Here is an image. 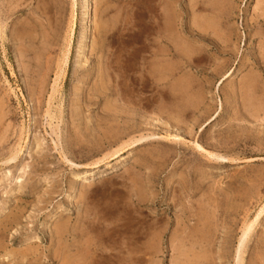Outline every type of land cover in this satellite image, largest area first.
I'll list each match as a JSON object with an SVG mask.
<instances>
[{
    "label": "rangeland",
    "instance_id": "374dc122",
    "mask_svg": "<svg viewBox=\"0 0 264 264\" xmlns=\"http://www.w3.org/2000/svg\"><path fill=\"white\" fill-rule=\"evenodd\" d=\"M83 2L0 0V264H264V0Z\"/></svg>",
    "mask_w": 264,
    "mask_h": 264
},
{
    "label": "bare ground",
    "instance_id": "6f19581e",
    "mask_svg": "<svg viewBox=\"0 0 264 264\" xmlns=\"http://www.w3.org/2000/svg\"><path fill=\"white\" fill-rule=\"evenodd\" d=\"M87 9H88V0H84V2H83V4H82V8H81V16H82L83 19H86V18L89 17L88 14H87ZM216 9H217V8H216ZM165 12H166V10H165ZM164 15H165V14H164ZM214 16H215V15H214ZM205 17H206V16H205ZM211 17H212V16H211ZM207 18L210 19V17H206V19H207ZM196 19H198V18H196ZM203 19H204V18H203ZM215 19H217V18L215 17ZM198 20H199V19H198ZM212 20H213V19H212ZM212 20H211L210 22H212ZM195 21H196V20H195ZM201 21H202V20H201ZM158 22H159V21H158ZM203 22H204V20H203ZM205 23H206V22H205ZM168 24H169V23H168ZM168 24H167V25H168ZM171 24H172V23H171ZM171 24H170V25H171ZM209 24H210V23H209ZM212 24H213V23H212ZM201 26H202V24H201ZM201 26H200V28H201ZM204 26H205V25H204ZM206 26H208V24H207ZM209 26H210V25H209ZM211 26H212V25H211ZM213 26H214V25H213ZM105 27H106V26H105ZM197 28H198V27H197ZM163 32H164V31H163ZM166 32H167V31H166ZM171 34H172V32H171ZM166 38H167V37H166ZM85 39H86V35H85V32L83 31L82 34H81V37H80V51L83 50V48H84V43H85L84 41H85ZM167 39H170V38H167ZM170 40H171V39H170ZM170 42H171V41H170ZM170 42H169V43H170ZM163 47H164V46H163ZM163 47H162V48H163ZM166 47H167V46H166ZM164 49H166V48H164ZM164 49H163V50H164ZM167 49H168V48H167ZM167 49H166V50H167ZM181 50H182V49H181ZM169 51H170V50H169ZM162 52H163V51H162ZM167 52H168V51H167ZM181 54H183V53H180V56L182 57L183 55H181ZM184 55H185V54H184ZM156 62H157V61H156ZM167 64H168V63H167ZM167 64H166L165 66H167ZM168 65H169V64H168ZM151 76H152V75H151ZM169 77H170V76H169ZM149 78H150V77H149ZM251 78H252V77H251ZM256 78H257V77H256ZM252 79H253V78H252ZM255 80H256V79H255ZM241 81H242V80H241ZM247 82H248V81H247ZM251 82H252V81H251ZM245 83H246V82H245ZM247 84H248V83H247ZM176 86H177V85H176ZM181 86H182V85H181ZM243 87H244V86H243ZM248 87H249V86H248ZM254 88H255V87H254ZM263 89H264V88H263ZM246 90H248V88H247ZM250 91H251V90H250ZM262 91H263V90H262ZM166 93H167V92H166ZM249 94H251V92H249ZM254 94H255V93H254ZM254 94H253V95H254ZM261 94H262V93H261ZM169 95H170V94H169ZM257 95H258V94H257ZM242 96H243V95H242ZM262 96H263V95H262ZM194 97H195V95H194ZM247 99H248V98H247ZM254 99H255V98H254ZM169 100H170V99H169ZM198 101H199V100H198ZM261 102H262V101H261ZM249 104H250V103H249ZM252 105H253V104H252ZM261 105H262V104H261ZM261 105H260V106H261ZM248 106H249V105H248ZM253 106H254V105H253ZM248 110H249V109H248ZM255 111H256V110H255ZM139 138H140V137H139ZM135 140H136V138H135ZM209 154H210V152H209ZM207 155H208V154H207ZM214 155H215V154H214ZM212 156H213V154H212ZM137 190H138V189H137ZM141 192H142V191H141ZM141 195H142V194H141ZM200 206H202V205H200ZM200 206H199L198 209H200ZM201 208L204 209L203 207H201ZM204 210H207V209H204ZM204 210H203V211H204ZM199 212H200V211H199ZM207 212H208V211H207ZM204 213H205V211H204ZM200 214H202V213H200ZM198 215H199V214H198ZM201 216L204 217V215H201ZM198 217H199V216H198ZM208 217H210V216H209V215L206 216V218H208ZM201 218H202V217H201ZM211 218H212V216H211ZM254 219H255V218H254ZM205 220H206V219H204V218H203L202 220L200 219V221H202V222L204 221L203 224H204V223L206 224ZM209 220H210V219H208L207 222H208ZM196 222H197V221H196ZM198 222H199V221H198ZM209 222H210V221H209ZM209 222H208V226H207V227H211V226H209V225H210ZM211 222H212V221H211ZM249 223H250V222H249ZM57 224H58V223H57ZM199 224H200V222H199ZM205 224H204V226H205ZM212 224H213V223H212ZM149 225H150V224H149ZM206 225H207V224H206ZM195 226H197V224H195ZM198 226H199V228H198V227H197V228L200 230V225H198ZM201 227H202V226H201ZM207 227H206V228H207ZM252 227H253V225H252V221H251L250 224H248V223L245 224L244 228L242 229V230H243V233H242V236H241V238H240V242H239V245H238V248H237V254H236V256H237V264H241V263H242V260H241L240 255H241V252H242L241 249H242V246H243V241H244V238L246 237V235H248V233L250 232V230H251ZM143 229H144V228H143ZM146 229H147V228H146ZM202 229H203V228H202ZM204 229H205V227H204ZM192 230H194L193 227H192ZM208 230H210V229H208ZM214 230H216V229H214ZM214 230H213V231H214ZM152 231H153V230H152ZM200 231H201V230H200ZM200 231H199V232H200ZM150 232H151V231H150ZM195 232H197V231L195 230ZM208 232H212V230H211V231H208ZM159 233H161V232H159ZM189 233H190V232H189ZM192 233H193V232H192ZM205 233H207V232H205ZM213 233H214V232H213ZM148 234H149V233H148ZM179 234H180V233H179ZM182 234H183V233H182ZM184 234H186V232H185ZM187 234H188V233H187ZM208 234H209V233H207V235H208ZM190 235L192 236L193 234H190ZM194 235H195V234H194ZM196 235H197V234H196ZM203 235H204V232H203ZM205 235H206V234H205ZM210 235H211V234H210ZM210 235H209V237H210ZM214 235H215V234H214ZM179 236L181 237V235H179ZM184 236H185V235H184ZM184 236H183V238L181 237L182 239H180V241L184 239ZM175 237H176V236H175ZM177 237H178V236H177ZM187 237H188V235H187ZM200 237L202 238L201 235H200ZM204 237H205V236H204ZM215 237H216V236H215ZM188 238H189V237H188ZM188 238H187V239H188ZM193 238H194V237H193ZM207 238H208V237H207ZM150 239H152V238H150ZM214 239H215V238H214ZM176 240H177V238H176ZM200 240H201V239H200ZM149 241H150V240H149ZM178 241H179V239H178ZM196 241H197V240H196ZM196 241H193V240H192V242H193L194 244H195ZM203 241H204V240H203ZM151 242H152V240H151ZM158 242H159V241H158ZM181 242H182V241H181ZM188 242H189V240H188ZM192 242H191V243H192ZM172 243H173V242H172ZM185 243H186V241H185ZM198 243H199V242H198ZM200 243H201V242H200ZM204 243H205V242H204ZM206 243H208V241H207ZM182 244H183V242H182ZM182 244H181L180 247L183 248V249L185 250L186 247H187V245H186V247L184 248V247H182ZM187 244H188V243H187ZM210 244H211V243H210ZM212 244H214L213 241H212ZM150 245H152V244H150ZM172 245H173V244H172ZM175 245L177 246L178 244H175ZM175 245H174V246H175ZM184 245H185V244H184ZM197 245H199V244H197ZM197 245H196V246H197ZM206 245H208V244H206ZM158 246H159V245H158ZM178 246H179V245H178ZM200 246H201V245H200ZM212 246L214 247V245H212ZM27 247H28V246H27ZM152 247H153V246H152ZM152 247H151V248H152ZM155 247H156V246H155ZM191 247H194V246L191 245ZM209 247H210V245L208 246V248H209ZM156 248H160V247H156ZM156 248H154V249H156ZM175 248H176V247H175ZM195 248H196V247H194V249H195ZM204 248H205V246H204ZM204 248H203V249H204ZM188 249H190V248L188 247ZM194 249L192 248V249L189 250V251H191V252H192V250L195 251L194 253H195L196 255H195V254H194V255L197 256V258H198V254H200V253H196V250H194ZM196 249H197V248H196ZM201 249H202V248H201ZM201 249H200V250H201ZM213 249H214V248H213ZM213 249H212V250H213ZM23 250H24V249H23ZM175 250H176V249H175ZM177 250H178V248H177ZM198 250H199V249H197V252H198ZM200 250H199V252L202 251V250H201V251H200ZM153 251H154V250H153ZM159 251H160V250H159ZM186 251H188V250H186ZM189 251H188V252H189ZM205 251H206V250H205ZM205 251H204V252H205ZM210 251H211V250H210ZM157 252H158V250H157ZM178 252H179V251H178ZM188 252H185V253H188ZM204 252H203V253H204ZM180 253L182 254L181 249H180ZM211 253H212V252H211ZM176 254H177V252H176ZM192 254H193V253H191L190 256H191ZM205 254H208V252L205 253ZM209 254H210V253H209ZM187 255H188V254H187ZM201 255L203 256L202 253H201ZM33 256H34V255H33ZM178 256H180V255L178 254ZM236 256H235V257H236ZM184 257H186V256H184ZM184 257H183V258H184ZM192 257H193V256H191L190 258H192ZM208 257H209V256H208ZM210 257H211V255H210ZM212 257H214V256H212ZM150 258H151V257H150ZM176 258H177V257H176ZM178 258H180V257H178ZM187 258H188V256L186 257V259H187ZM199 258H202V257L199 255ZM25 259H26V258H25ZM151 259H152V258H151ZM186 259H183V260H186ZM188 259H189V258H188ZM188 259L186 260L187 262H188ZM194 259H195V258H194ZM208 259H209V258H208ZM210 259H211L210 261H213L212 258H210ZM192 260H193V258L191 259V261H192ZM21 261H22V260H21ZM79 261H81V260H79ZM141 261H142V260H141ZM179 261H180V260H179ZM186 261H184L185 264H188ZM195 261H196V260H194V262H195ZM198 261H199V259L196 261L197 264H198ZM200 261H201V260H200ZM200 261H199V262H200ZM203 261L205 262L206 260L203 259ZM208 261H209V260H208ZM254 261H255V260H254ZM184 262H182V263L184 264ZM194 262H193V264H194ZM68 263H69V262H68ZM182 263H181V264H182ZM189 263H190V262H189ZM207 263L211 264L212 262H211V263H210V262H207ZM235 263H236V262H235ZM250 263H251V262H250ZM255 263H256V261H255ZM255 263H252V264H255ZM190 264H191V263H190ZM200 264H202V263H200Z\"/></svg>",
    "mask_w": 264,
    "mask_h": 264
},
{
    "label": "crops",
    "instance_id": "0c3cea01",
    "mask_svg": "<svg viewBox=\"0 0 264 264\" xmlns=\"http://www.w3.org/2000/svg\"><path fill=\"white\" fill-rule=\"evenodd\" d=\"M201 24H202V26H201ZM201 24L198 25L197 27L200 28V26H201V28H204V24L203 23H201ZM201 28H200V32H202ZM175 34H176V32H175Z\"/></svg>",
    "mask_w": 264,
    "mask_h": 264
}]
</instances>
